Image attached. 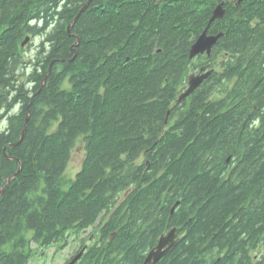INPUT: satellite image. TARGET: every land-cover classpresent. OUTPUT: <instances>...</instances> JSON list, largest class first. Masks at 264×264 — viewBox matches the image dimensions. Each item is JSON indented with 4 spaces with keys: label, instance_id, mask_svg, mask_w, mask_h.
<instances>
[{
    "label": "trees",
    "instance_id": "1",
    "mask_svg": "<svg viewBox=\"0 0 264 264\" xmlns=\"http://www.w3.org/2000/svg\"><path fill=\"white\" fill-rule=\"evenodd\" d=\"M87 1L0 0V110L22 104L0 132V191L20 164L0 197V264L89 228L76 264H142L173 228L158 264H264L251 257L264 237V0H91L76 18ZM39 19L55 23L48 57L63 63L30 98L14 66ZM207 27L221 34L210 57L189 60ZM201 59L218 70L177 102Z\"/></svg>",
    "mask_w": 264,
    "mask_h": 264
},
{
    "label": "flooded vegetation",
    "instance_id": "2",
    "mask_svg": "<svg viewBox=\"0 0 264 264\" xmlns=\"http://www.w3.org/2000/svg\"><path fill=\"white\" fill-rule=\"evenodd\" d=\"M45 2H51V1H45ZM54 24H55L54 22L53 23L47 22L46 25H43L42 19H39L36 21L32 20L30 24V28H31L30 34H28L21 41V43L17 46L18 48L16 49V54L18 55L20 59V63L19 65L14 66V89L17 88V83H22L23 88L27 90L26 92L29 94L30 98L32 94L38 91L40 92L46 87V84H47L49 75L52 71V68L53 67L56 68L57 65H59L61 62L63 63V61L60 62L59 60L49 59L48 57V54L51 49L50 41L48 37L50 35V32L54 29ZM27 52L30 53V56L28 59H25V56L28 54ZM200 57L206 58L205 55L200 56ZM205 64H207V61H205L204 59L203 60L201 59L200 63L196 64V69L192 73L198 74L199 70L202 67L206 66ZM207 65H209L208 69L211 70L213 68L212 64L211 65L207 64ZM58 68L59 70L57 72L59 73L61 72L60 65ZM214 68H213V71L218 70L217 67L215 68L216 70ZM46 76H48V78L45 84L43 85L44 79ZM259 87H260L259 84L256 85V89H255L256 91L254 92L258 93ZM186 88H187V83H186L184 90H186ZM263 88L264 86L262 87V89ZM1 95L3 96V92L0 89V96ZM21 110H22V104L19 102H15V101L14 103L12 102L10 105L4 107L3 111L0 110V115L4 116L0 120V128L1 126H3V128L0 130H4L6 128L7 117H9L10 115L18 114ZM263 112H264V107H263ZM178 116H179V112H176L175 116L173 117V121H175V119H177ZM258 123L259 122H256V124ZM177 239H178V234H177ZM263 253H264V237H262L261 244H258L256 246V249L252 252L251 257L253 258V262L256 263L259 257H263ZM71 259L72 257L70 258V260ZM69 261H67V263Z\"/></svg>",
    "mask_w": 264,
    "mask_h": 264
},
{
    "label": "water",
    "instance_id": "3",
    "mask_svg": "<svg viewBox=\"0 0 264 264\" xmlns=\"http://www.w3.org/2000/svg\"><path fill=\"white\" fill-rule=\"evenodd\" d=\"M45 1H52V0H45ZM89 0L82 8L81 10L78 12L76 18L79 16V14L85 10L88 5L90 4ZM243 1V0H238V4ZM225 15V9H224V2H221L219 5H217L215 7V9L213 10L212 13V17L209 20L208 23V27L211 23H213L215 20H219L222 19ZM75 18V19H76ZM75 19L73 20V22L75 21ZM208 27L198 36V38L195 40V42L193 43V45L190 48L189 51V60H193L195 59L197 56L200 55H206L207 57H210L211 55V51L212 48L217 44V41L219 40L221 34H218L216 36H209L207 34V29ZM68 33H70V26L67 29ZM27 41V39H26ZM25 41V42H26ZM24 42V43H25ZM23 43V44H24ZM77 45V43H76ZM75 45V46H76ZM213 73V70L208 69V66H204L199 70L198 74H192L190 76H188L187 78V88L186 90H184L180 96L178 97L177 102H181L184 99L188 98L191 94H193L197 89L200 88V86L203 84V82ZM48 76H46L47 79ZM46 79L44 80V82L46 81ZM29 120V115L27 116L25 123H24V127L23 130L19 136V140L15 143L12 144L11 146L14 147L16 145H18L25 132H26V123ZM5 156L10 159L5 151H4ZM20 171V164H19V168L18 171L16 172L15 175H13L12 177L8 178L6 181L5 186L3 187V189L0 191V197L4 191V188L7 186V184L15 178V176L18 174V172ZM177 244V239H176V233L175 230H171L170 232H168L166 235H162L159 237L157 244L154 248H152L146 255L144 261L142 264H158L159 261L166 255L167 252H169L172 248H174ZM85 251V248H83L74 258L71 259V261L68 264H76L80 258L82 257L83 253Z\"/></svg>",
    "mask_w": 264,
    "mask_h": 264
},
{
    "label": "rangeland",
    "instance_id": "4",
    "mask_svg": "<svg viewBox=\"0 0 264 264\" xmlns=\"http://www.w3.org/2000/svg\"><path fill=\"white\" fill-rule=\"evenodd\" d=\"M27 53L28 54L25 56V59H28L30 56V53ZM191 74L192 72L189 75ZM64 86L66 87V84H64ZM2 128L3 126H1L0 129ZM1 131L2 130H0V132ZM83 157L84 150L82 145L79 143L71 152L70 159L64 174L65 181L73 178L75 174L80 170ZM91 233L92 228H89L78 235H71L67 239L66 244L55 243L49 247L44 248H38L36 247V245L32 244L31 249L33 250V256L29 264H66L67 261H69L70 258L73 257L77 250L80 248L81 241L83 239H85V245H88L91 242L93 236L91 238H88Z\"/></svg>",
    "mask_w": 264,
    "mask_h": 264
},
{
    "label": "bare ground",
    "instance_id": "5",
    "mask_svg": "<svg viewBox=\"0 0 264 264\" xmlns=\"http://www.w3.org/2000/svg\"><path fill=\"white\" fill-rule=\"evenodd\" d=\"M88 1H89V0H88ZM88 1H87V2H88ZM87 2H86V3H87ZM222 2H224V1H222ZM237 2H238V1H237ZM86 3H85V4H86ZM220 3H221V2H219L217 5H219ZM224 4H225V3H224ZM217 5H216V6H217ZM238 5H239V4L236 3V6H238ZM83 11H84V10H83ZM69 26H70V28H71V25H69ZM69 26H68V27H69ZM68 27H67V29H68ZM207 31H208V29H207ZM67 33H68V31H67ZM68 34H69V33H68ZM207 34H208V33H207ZM209 36H216V35H209ZM217 42H218V41H217ZM212 50H213V48H212ZM211 52H212V51H211ZM200 56H203V55H200ZM205 56H206V55H205ZM197 57H199V56H197ZM197 57H196V58H197ZM193 60H194V59H193ZM192 74H194V73H192ZM192 74H191V75H192ZM189 76H190V75H189ZM47 78H48V77H47ZM45 79H46V77H45ZM45 79H44V80H45ZM46 80H47V79H46ZM45 82H46V81H45ZM45 82L43 83V85L45 84ZM2 189H3V188H2ZM2 189H1V190H2ZM177 205H178V203H177V204L171 209V214L173 213V211H174V209H175V207H176ZM171 230H175V233H176V239H177V230H176V228H173V229H171ZM171 230H169L168 232H170ZM168 232H167V233H168ZM167 233H165V234H163V235H166ZM177 240H178V239H177ZM70 261H71V260H70ZM70 261H69V262H70ZM69 262H68V263H69ZM68 263H67V264H68Z\"/></svg>",
    "mask_w": 264,
    "mask_h": 264
}]
</instances>
